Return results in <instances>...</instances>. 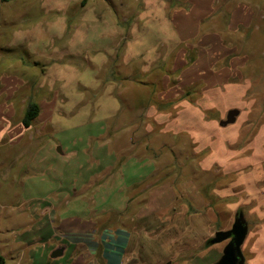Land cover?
Returning a JSON list of instances; mask_svg holds the SVG:
<instances>
[{
  "label": "rangeland",
  "instance_id": "obj_1",
  "mask_svg": "<svg viewBox=\"0 0 264 264\" xmlns=\"http://www.w3.org/2000/svg\"><path fill=\"white\" fill-rule=\"evenodd\" d=\"M84 2L0 0V256L103 264L83 242L108 228L125 264H215L196 221L148 225L204 206L211 238L243 213L264 264V0Z\"/></svg>",
  "mask_w": 264,
  "mask_h": 264
},
{
  "label": "crops",
  "instance_id": "obj_2",
  "mask_svg": "<svg viewBox=\"0 0 264 264\" xmlns=\"http://www.w3.org/2000/svg\"><path fill=\"white\" fill-rule=\"evenodd\" d=\"M246 4H248V3H246ZM251 5H252V3H251ZM240 8L241 7L238 6V10H240V13L246 14V13H242V9H240ZM247 16L249 17L250 13H247ZM193 200H194V202L192 203L193 207L195 206L194 204L200 205V203L198 204L199 199H197V198H192L190 200V204H191V201H193ZM201 201H203V199H201ZM158 207H161V205H158ZM206 212H209V211L205 210L204 206H202L201 210L199 208H193V209L187 208V209H185L184 207H182V209L180 211L177 210L172 214V216L170 215V217H168V219H167L168 221L165 220L162 222L160 220L153 219V220H151L150 223H148V225H151L150 227L153 228L152 225H154V224H155L154 226H159L160 223H166V224H170V227H172L173 225L178 223V218H179V220H181L182 217H186V219H188L186 227L189 228V225H190L193 228L194 221H196V223L199 225L197 226V229L194 232L195 234L193 236V239L191 241H189L190 242L189 246L184 247V248H185V250H188L190 248L191 249L203 248L204 245H206V242H208L212 239L211 236L213 234L212 221L210 220L209 216L207 215L208 213L205 214ZM149 216L153 217L154 215L151 214ZM202 217H204V218H202ZM201 222H203L204 224H200ZM184 223H186V221ZM204 226H206V228H203ZM200 227L202 228V230L198 232ZM144 229L145 228H143L141 230V232H145ZM133 231H134V229H133ZM216 232L217 231H214V233H216ZM94 233H96V231H94ZM87 238L89 239V236ZM133 238L134 237L131 235V231H130V233H125L124 231H121L119 229H108L107 228V229H105L104 234L100 238V241H98V239H96L93 242L92 241L83 242V244L86 245L87 251L90 250V252H94V255L99 257L100 262H102L103 264H125L129 260V258H132V256H133L134 250H133V248L131 249ZM177 239H178V237L170 238L169 242H168V240H167V242L172 245L173 243L177 242ZM83 244H81V247L82 246L85 247ZM63 245L66 246V250L64 251V252H66L68 250V244L64 243ZM186 245H188V243ZM197 245L202 246V247H196ZM59 246H62V245L61 244L54 245L53 250ZM210 246H211V244H210ZM210 246L208 248H211ZM211 249L209 250V254L213 253V256H215V261L220 259L222 256V250L220 249V252H219L218 250L211 251ZM100 253H101V255H100ZM203 253L204 252H202L201 254H203ZM124 256H125V258H124ZM197 257L200 258V255H197ZM171 260H173V258H171ZM195 261L196 260L193 259L192 264L195 263Z\"/></svg>",
  "mask_w": 264,
  "mask_h": 264
},
{
  "label": "water",
  "instance_id": "obj_3",
  "mask_svg": "<svg viewBox=\"0 0 264 264\" xmlns=\"http://www.w3.org/2000/svg\"><path fill=\"white\" fill-rule=\"evenodd\" d=\"M239 109L228 111L226 118L219 122L221 127L234 125L240 116ZM249 228L243 213L236 215L235 221L230 230H220L215 233V236L210 240L211 245L220 244L228 241L221 258L215 264H245V256L242 247L248 236ZM66 246H59L53 250L52 259L63 256Z\"/></svg>",
  "mask_w": 264,
  "mask_h": 264
},
{
  "label": "trees",
  "instance_id": "obj_4",
  "mask_svg": "<svg viewBox=\"0 0 264 264\" xmlns=\"http://www.w3.org/2000/svg\"><path fill=\"white\" fill-rule=\"evenodd\" d=\"M88 0H85L86 3ZM40 109L39 106L35 103H31L29 107L26 109L25 116L23 119V126L25 128H29L32 123L39 117ZM206 246H210V241L206 242ZM0 264H6V260L3 256H0Z\"/></svg>",
  "mask_w": 264,
  "mask_h": 264
}]
</instances>
